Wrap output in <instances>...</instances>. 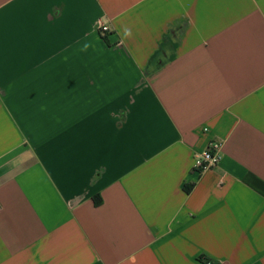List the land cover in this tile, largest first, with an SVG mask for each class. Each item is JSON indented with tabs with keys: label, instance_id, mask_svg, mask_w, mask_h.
Masks as SVG:
<instances>
[{
	"label": "crops",
	"instance_id": "1",
	"mask_svg": "<svg viewBox=\"0 0 264 264\" xmlns=\"http://www.w3.org/2000/svg\"><path fill=\"white\" fill-rule=\"evenodd\" d=\"M0 264H264V0H0Z\"/></svg>",
	"mask_w": 264,
	"mask_h": 264
},
{
	"label": "built area",
	"instance_id": "2",
	"mask_svg": "<svg viewBox=\"0 0 264 264\" xmlns=\"http://www.w3.org/2000/svg\"><path fill=\"white\" fill-rule=\"evenodd\" d=\"M102 33L108 32L109 27L101 25ZM220 144L211 143L209 148L199 153L195 158L194 170L198 173L206 172L216 167L220 162Z\"/></svg>",
	"mask_w": 264,
	"mask_h": 264
},
{
	"label": "clouds",
	"instance_id": "3",
	"mask_svg": "<svg viewBox=\"0 0 264 264\" xmlns=\"http://www.w3.org/2000/svg\"><path fill=\"white\" fill-rule=\"evenodd\" d=\"M90 47V45L89 44H84V46L80 49V51H82V52H86L87 50H88V48Z\"/></svg>",
	"mask_w": 264,
	"mask_h": 264
},
{
	"label": "trees",
	"instance_id": "4",
	"mask_svg": "<svg viewBox=\"0 0 264 264\" xmlns=\"http://www.w3.org/2000/svg\"><path fill=\"white\" fill-rule=\"evenodd\" d=\"M101 203H102V201H101V198L100 197L95 199V204L97 206L100 205Z\"/></svg>",
	"mask_w": 264,
	"mask_h": 264
}]
</instances>
